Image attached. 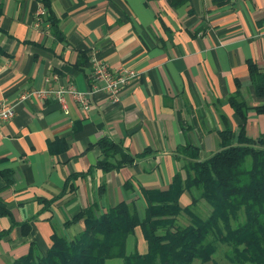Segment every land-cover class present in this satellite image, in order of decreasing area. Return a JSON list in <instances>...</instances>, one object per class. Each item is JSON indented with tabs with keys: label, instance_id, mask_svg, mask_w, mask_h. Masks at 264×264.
I'll return each instance as SVG.
<instances>
[{
	"label": "crops",
	"instance_id": "1",
	"mask_svg": "<svg viewBox=\"0 0 264 264\" xmlns=\"http://www.w3.org/2000/svg\"><path fill=\"white\" fill-rule=\"evenodd\" d=\"M0 7V103L14 104L13 116L0 125V169L14 174L10 186L0 182L8 211L0 215V230L9 229L0 239V264L26 254L30 244L43 254L53 227L71 238L83 224L63 222L92 202L103 211L133 200L141 213L139 189L167 188L183 165L172 156L177 147L190 144L200 158L215 150L221 116L236 131L239 119L224 101L230 93L237 90L250 106L264 101L253 94L245 65L250 59L264 70V0H50L61 40L44 18L34 24L37 0H0ZM93 57L138 72L117 102L102 92L89 95L86 110L68 95L65 109L52 96L17 102L33 89L71 84L87 91ZM244 130L249 137L264 133V117L248 111ZM102 136L122 141L131 154L144 148L152 153L73 179V189L31 219L21 235L18 224L36 213L37 197L56 196L68 175L94 165L100 156L94 143ZM55 137L66 143L59 154L47 149ZM134 249L145 250L138 229L125 241L126 253Z\"/></svg>",
	"mask_w": 264,
	"mask_h": 264
},
{
	"label": "trees",
	"instance_id": "2",
	"mask_svg": "<svg viewBox=\"0 0 264 264\" xmlns=\"http://www.w3.org/2000/svg\"><path fill=\"white\" fill-rule=\"evenodd\" d=\"M37 1L45 10L44 19L50 33L61 40L58 18L50 9V0ZM167 1L177 5L185 0ZM245 65L253 94L264 98V70L250 59ZM234 83L239 85L237 80ZM224 101L239 119L236 131L221 116L223 127L216 133L215 150L200 158L198 149L190 144L177 147L172 156L183 160V165L172 175L167 188L139 189L144 203L141 213L133 200H120L103 211L92 202L63 222V226H68L81 220L82 229L71 238L59 235L53 227L50 245L43 254L30 244L26 254L9 264H103L110 258H120L122 264H216L213 255L219 245L226 248L224 258L229 264H264V133L249 137L244 130L248 111L264 117V101L247 105L237 90ZM94 144L100 151L94 165L85 172L68 175L56 196L37 197L36 213L18 224L21 235L28 233L31 219L73 189V179L85 176L92 169L117 170L152 153L144 148L140 153L131 154L122 141L106 136ZM65 148L61 138L47 142L51 154H59ZM0 182L1 188L10 186L14 182L13 170L0 169ZM122 186L127 191L131 182L126 180ZM102 189L101 185L99 190ZM181 197L183 204H180ZM199 201L209 207L203 218L194 211ZM182 213L188 220L179 223ZM1 214L8 211L0 200ZM135 229L140 231L145 250L126 253V238ZM8 232L9 229L0 230V239Z\"/></svg>",
	"mask_w": 264,
	"mask_h": 264
},
{
	"label": "built area",
	"instance_id": "3",
	"mask_svg": "<svg viewBox=\"0 0 264 264\" xmlns=\"http://www.w3.org/2000/svg\"><path fill=\"white\" fill-rule=\"evenodd\" d=\"M45 16V10L42 6L34 16V24H40ZM89 87L87 91H80L69 84L59 88L33 89L20 94L17 102L30 97L45 99L55 97L62 109H65V95L70 96L81 109L86 110L89 107L88 97L94 92H102L112 102H117L119 93L123 87L138 78V72L126 65L110 66L105 61L97 58L89 60ZM14 114V104L6 105L0 103V125L9 120Z\"/></svg>",
	"mask_w": 264,
	"mask_h": 264
},
{
	"label": "rangeland",
	"instance_id": "4",
	"mask_svg": "<svg viewBox=\"0 0 264 264\" xmlns=\"http://www.w3.org/2000/svg\"><path fill=\"white\" fill-rule=\"evenodd\" d=\"M185 200L187 201V196H185ZM183 202H184V199L183 197H181L180 204H183ZM194 211L197 212V214L203 218L207 215L209 211V207L203 201H199L198 204L195 206ZM187 220L188 219L186 217V214L184 213L180 214L179 223L187 222ZM218 248H217L218 250L216 251V253L213 255V259L215 263L216 264H229L224 258V253L226 251V248L223 245H219ZM193 264H198V263H193Z\"/></svg>",
	"mask_w": 264,
	"mask_h": 264
}]
</instances>
